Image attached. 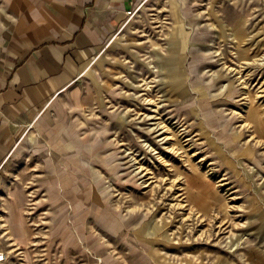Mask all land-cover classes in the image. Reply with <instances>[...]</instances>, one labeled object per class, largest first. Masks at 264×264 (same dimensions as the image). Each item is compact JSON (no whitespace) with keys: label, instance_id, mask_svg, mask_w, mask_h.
Instances as JSON below:
<instances>
[{"label":"rangeland","instance_id":"rangeland-1","mask_svg":"<svg viewBox=\"0 0 264 264\" xmlns=\"http://www.w3.org/2000/svg\"><path fill=\"white\" fill-rule=\"evenodd\" d=\"M132 11L0 159L1 264H264V0Z\"/></svg>","mask_w":264,"mask_h":264},{"label":"crops","instance_id":"crops-1","mask_svg":"<svg viewBox=\"0 0 264 264\" xmlns=\"http://www.w3.org/2000/svg\"><path fill=\"white\" fill-rule=\"evenodd\" d=\"M145 1L0 0V159L37 106L71 86Z\"/></svg>","mask_w":264,"mask_h":264},{"label":"built area","instance_id":"built-area-1","mask_svg":"<svg viewBox=\"0 0 264 264\" xmlns=\"http://www.w3.org/2000/svg\"><path fill=\"white\" fill-rule=\"evenodd\" d=\"M132 12H133L132 10H126L125 14H126V16L129 17V16H131ZM4 258H5L4 252L0 251V262H2L4 260Z\"/></svg>","mask_w":264,"mask_h":264},{"label":"bare ground","instance_id":"bare-ground-1","mask_svg":"<svg viewBox=\"0 0 264 264\" xmlns=\"http://www.w3.org/2000/svg\"><path fill=\"white\" fill-rule=\"evenodd\" d=\"M89 65V64H88ZM59 92V91H58Z\"/></svg>","mask_w":264,"mask_h":264}]
</instances>
